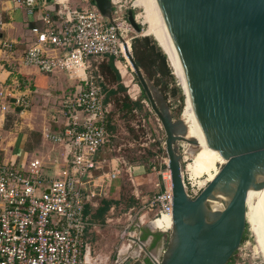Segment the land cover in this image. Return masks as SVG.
<instances>
[{
	"label": "built area",
	"instance_id": "built-area-1",
	"mask_svg": "<svg viewBox=\"0 0 264 264\" xmlns=\"http://www.w3.org/2000/svg\"><path fill=\"white\" fill-rule=\"evenodd\" d=\"M84 1L87 6L74 7L70 0H0V28L12 21V16L8 20L5 16L15 11H25L30 17L38 15L41 20L40 25L31 27V37L22 54H18L17 40L0 36V53L6 55L0 56V74L7 72L9 76L1 82L0 128L5 126L11 109L22 118L34 104L33 88L10 60L45 74L67 72L77 82L62 98V130L46 134L64 148V168L57 176L47 178L45 162L39 157L21 161L14 155L5 157L0 149V264H90L86 256L85 211L97 196L93 189L95 175L102 169L98 154L115 137L109 129L107 82L100 64L93 60L113 56L120 71L122 58L128 60L126 45L131 51L126 34L132 25L128 20L131 8L122 0H111L113 21L102 14L95 1ZM49 5L56 7L55 12ZM161 158L150 164L160 176V191L145 202V208L155 211L153 221L165 215L173 219L169 158ZM124 170V161L115 158L108 180L120 177ZM126 170L132 176L134 166L128 165ZM186 187L193 198L204 188H195L194 183ZM172 225L158 228L170 233ZM135 238L140 240L134 231L122 233V239L130 242L124 246L131 249L138 244ZM123 247L118 251L120 261L113 264L127 258V253L121 254ZM166 248L160 255H151V264L161 263ZM143 251L142 248L140 258L148 257ZM95 264L112 263L98 257Z\"/></svg>",
	"mask_w": 264,
	"mask_h": 264
},
{
	"label": "water",
	"instance_id": "water-1",
	"mask_svg": "<svg viewBox=\"0 0 264 264\" xmlns=\"http://www.w3.org/2000/svg\"><path fill=\"white\" fill-rule=\"evenodd\" d=\"M113 21L111 0H94ZM178 54L198 119L212 147L225 160L195 198L184 179V118H175L161 90L126 54L165 130L172 174L173 225L160 264H228L247 228V198L252 189L264 216V0H153ZM128 20L142 27L131 8ZM217 201L222 208H215ZM148 254L127 253L118 264H151ZM141 253V252H140ZM122 254V253H121ZM120 253L116 260H119ZM120 261V260H119Z\"/></svg>",
	"mask_w": 264,
	"mask_h": 264
},
{
	"label": "crops",
	"instance_id": "crops-1",
	"mask_svg": "<svg viewBox=\"0 0 264 264\" xmlns=\"http://www.w3.org/2000/svg\"><path fill=\"white\" fill-rule=\"evenodd\" d=\"M83 6H87V4L84 3L81 7ZM11 16L12 21H10L5 28H0V36L17 40L18 54H22L27 47V41L31 37V27L38 24L40 25L41 20L38 18V15L30 17L25 11H15L12 15L5 16L6 20ZM0 56L6 58L4 53H0ZM10 63L20 71L22 77L26 79L33 88L34 104L31 111L24 114V116L28 115L29 118L31 117L28 122L29 127L25 130L23 129L24 131L21 130L22 132H18L12 141L4 142V139L10 131L5 129V126L0 128V139H3L0 143V149H2V153L5 157L14 155L15 157L21 158L23 153H27L26 157H28V159L34 157L43 159L45 162V175L47 178H53L64 168L63 160L65 152L63 146L50 141L46 137V134L48 132H59L62 130L63 117L60 114L62 98L66 93L74 89L77 82L71 78L67 72L45 74L35 67L18 65V62L15 60H10ZM8 78L7 72L0 74V89L1 82ZM107 92L108 90L106 93ZM106 102L110 109L109 124L111 126V124H114V120L110 117L112 114L111 112H113V104L108 93ZM11 110L12 112L10 115L18 116L13 109ZM112 128V132L114 133L115 129L114 127ZM21 136H23L24 144H22L23 146L19 148V150L18 145ZM11 144L13 146H11ZM113 156L114 155L110 154L109 146L100 150L98 159H100L102 163V169L96 171V180L93 186L97 196L93 199L92 203L87 205L85 211L88 221L86 233L88 247L86 256L90 264H95L98 257L104 258L108 263H115L113 255L115 254V248H117V242L120 238L122 239V233L127 230L138 233L141 241L143 239L149 242V247L147 246V248L150 250V254L154 256L160 255L162 249L166 247L168 243L169 233L158 227H164L165 224L169 225L171 223H169L166 216L153 221L155 211L148 207L145 208V202L152 194H142L145 189L138 185L141 181L144 184L145 180H147L150 182L149 184L151 187L156 188L154 191L155 193L160 190L158 185L160 183V176L155 172L154 174L156 176L153 173L146 172L145 166L143 165L134 166L133 175L130 176L129 179L132 185L129 184L133 187L128 191L126 190L127 182L123 174L111 181L107 178L108 173L111 171V163L113 164L115 162L116 157L113 158ZM128 194L130 195L129 201L126 198ZM135 200H140L142 204L141 209L133 216L132 211L134 208L130 207L127 211V214H129L127 220L129 219V222L128 224H123V215H121L123 213L121 212V208L123 206L128 208L130 202ZM127 201L129 205H125L126 203L128 204ZM140 216L143 217V220L140 219ZM154 230L160 232L156 233ZM146 231H150L151 234L144 239L143 235ZM157 234H160V238L158 239ZM154 242L156 243L154 244ZM150 244L152 247L156 246V248L154 250L150 249ZM136 248L137 246L132 250ZM137 252L139 253L140 250Z\"/></svg>",
	"mask_w": 264,
	"mask_h": 264
},
{
	"label": "rangeland",
	"instance_id": "rangeland-1",
	"mask_svg": "<svg viewBox=\"0 0 264 264\" xmlns=\"http://www.w3.org/2000/svg\"><path fill=\"white\" fill-rule=\"evenodd\" d=\"M135 1L136 0H122V3L127 7L134 9L136 15H139L138 23L141 25L142 31L141 33H137L131 26L132 29L129 30L127 34L125 33L126 39L131 43L132 53L133 39L138 36H149L157 42L163 53L166 54L167 65L170 69L171 75L165 76L163 78L164 83L161 86L157 87L161 90V92L167 99L174 117L181 118L183 117V112L187 106L188 99V93L186 91L185 84L168 53L162 48L159 41L155 38L154 34L148 32L149 23L144 22L142 16L145 12L144 6L137 5L136 7H134L133 5L135 4ZM70 3L74 7H81L84 3L88 4L84 0H70ZM107 59L108 57H101L94 59L93 61L94 64H101L104 60ZM122 62L123 64L119 63V68L122 75L120 83L124 85L125 89L118 88L117 82H113L107 79L108 87L106 86V89L108 90L107 93L110 96L113 104V112H111L112 114L110 117L112 120H114V124H111V127H114L115 129V137L113 138V141L109 148L110 154L114 155L113 158L120 157L121 161H124L125 170L122 174L127 182L126 190L130 191V188L133 186H131L132 182L129 181L130 174L126 170L128 165H143L145 166L146 172L154 174V172L150 168V164H152L154 161H161V157H166V155L168 157V154L165 144L166 134L161 121L152 109L148 98L145 97L142 86L140 85L138 77L133 70L131 62L129 60H126L125 58H122ZM124 65H126L127 67H125ZM128 100L132 102L139 101L141 106H132L131 109V107L125 105V102H128ZM8 118L9 119L7 120V123L5 125V129L9 130L10 133H8L7 137L4 139L5 143L12 141L18 132H22L27 127H29L28 122L31 119V117L29 118L28 115L22 118L9 115ZM2 141L3 139L1 138L0 143ZM22 144H24L23 136L20 137L18 149L22 148ZM11 146L13 145L11 144ZM181 150L184 156L185 183L190 188L191 183L195 184V188H197L198 186H202L205 188L210 183V179L214 176V174H216V170L202 171L194 175L190 170L189 165L194 161L195 154L199 150V147L197 145H191L187 142H182ZM26 156L27 153H23L20 160L24 161L27 158ZM125 163L127 165H125ZM224 163L225 161L222 158L217 159L215 165L217 167V171L221 169ZM146 181L147 180H145L144 184L142 183V181L140 183L138 182V185L144 187L145 189L142 194H153L156 188L151 187L149 184L150 182ZM126 198L129 201L130 195L128 194ZM125 205H129V202ZM130 205L128 208H126V206H123L121 208V212L123 213L121 214L123 215V224H128L129 222V219L127 220V217H129L127 211L130 209V207L134 208L132 211V215L135 216V213L139 211L142 206L140 200L131 201ZM154 232L159 233L160 231L154 230ZM142 241L144 242V245H146V247H149V242L143 239ZM124 243L126 245H129L130 242L127 240L124 241L121 238L120 240H118L116 245L117 248H115V254L113 255V260L116 259L118 251L121 247L124 246ZM135 246H137L138 248L142 247L143 245L141 246V244H135ZM257 246V239L254 236L253 231L251 230V224L248 223L245 231V239L228 264H264V257L259 252ZM155 248L156 246L152 247V245L150 244V249L154 250ZM143 254H145L144 251Z\"/></svg>",
	"mask_w": 264,
	"mask_h": 264
},
{
	"label": "bare ground",
	"instance_id": "bare-ground-1",
	"mask_svg": "<svg viewBox=\"0 0 264 264\" xmlns=\"http://www.w3.org/2000/svg\"><path fill=\"white\" fill-rule=\"evenodd\" d=\"M137 5L144 6L145 12L142 16H143L144 22L149 23L148 32H151L154 34L155 38L159 41L162 48L170 56L172 62L174 63L179 74L182 77V80L186 87V91L188 93L187 106L183 112V117H184V121L186 122L188 126V137L197 139L198 147H199V150L195 154L194 161L189 165V168L194 175L202 171H210V170H216V174H217L219 171H217V167L215 166L216 161L217 159L222 158V156L220 155L219 151H217L216 149L212 147L198 119L194 105L189 95L186 76H185L183 67L181 65V62L179 60L178 54L176 52V49L174 47V44L158 15V12L155 8L153 0H136L135 6ZM138 17L139 15H137V18ZM124 66L127 67L126 65ZM216 174H214V176L210 179V181L216 176ZM256 194H257L256 189H252L248 193L247 215L246 216H247L248 223L251 224V230L253 231L254 236L257 239L258 250L261 253V255L264 257V216H263V210H262L260 199L253 197ZM214 207L222 208L223 203L221 201H217L214 204ZM165 216L167 220L169 221V223H173V219L171 217L167 215ZM141 249L142 247L132 250L128 246H124L122 249V254L130 253L131 251L133 254H138L137 251L140 250L141 252ZM151 255L154 256L153 254Z\"/></svg>",
	"mask_w": 264,
	"mask_h": 264
},
{
	"label": "trees",
	"instance_id": "trees-1",
	"mask_svg": "<svg viewBox=\"0 0 264 264\" xmlns=\"http://www.w3.org/2000/svg\"><path fill=\"white\" fill-rule=\"evenodd\" d=\"M49 9L52 12H55L56 7L53 5H49ZM132 50H133L134 58L137 64L139 65L140 69L156 86H161L164 83L163 78L165 76L171 75L170 69L167 65L166 54L163 53L161 48L158 46L157 42L151 37L149 36L135 37L132 41ZM100 70L102 74L104 75L106 82H107V79L113 82H117L118 88L125 89L124 85L120 83L121 75L115 65V57L109 56L107 60H104L100 64ZM112 92H115V91H112ZM145 97H147L146 94H145ZM125 105L128 107H131V109H132V106H139V105L141 106L139 101L132 102L129 100L128 102H125ZM109 129L113 131V128L110 126V124H109ZM157 192L153 193L151 196H153ZM150 234H151L150 231H146L143 235V238L144 239L147 238L148 235ZM158 238H160V234H157V239ZM244 239H245V236H244ZM155 243L156 242H154V244Z\"/></svg>",
	"mask_w": 264,
	"mask_h": 264
}]
</instances>
